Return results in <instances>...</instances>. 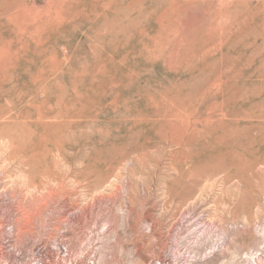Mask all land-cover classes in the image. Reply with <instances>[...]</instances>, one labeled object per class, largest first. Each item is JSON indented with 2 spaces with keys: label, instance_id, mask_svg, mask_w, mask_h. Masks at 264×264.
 I'll list each match as a JSON object with an SVG mask.
<instances>
[{
  "label": "rangeland",
  "instance_id": "rangeland-1",
  "mask_svg": "<svg viewBox=\"0 0 264 264\" xmlns=\"http://www.w3.org/2000/svg\"><path fill=\"white\" fill-rule=\"evenodd\" d=\"M0 9V264H264V0Z\"/></svg>",
  "mask_w": 264,
  "mask_h": 264
},
{
  "label": "bare ground",
  "instance_id": "bare-ground-1",
  "mask_svg": "<svg viewBox=\"0 0 264 264\" xmlns=\"http://www.w3.org/2000/svg\"><path fill=\"white\" fill-rule=\"evenodd\" d=\"M6 2H7V1H6ZM244 2H245V1H244ZM249 2H250V1H249ZM5 6H6V5H5ZM5 6H4V7H5ZM7 6H8V5H7ZM7 6H6V7H7ZM6 7H5V8H6ZM0 10H1V9H0ZM2 10H3V8H2ZM2 10H1V11H2ZM1 11H0V12H1ZM244 13H245V11H244ZM240 18H241V17H240ZM238 20H239V19H238ZM243 24H244V23H243ZM243 28H244V27H243ZM263 30H264V29H263ZM241 33H242V32H241ZM245 34H246V33H245ZM262 34H264V33H262ZM262 34H261V36H262ZM236 36H237V35H236ZM246 39H247V38H246ZM241 40H242V39H241ZM244 41H245V40H244ZM240 44H242V42H240ZM37 57H40V56H37ZM35 60H38V59H35ZM25 73H26V72H25ZM23 74H24V73H23ZM25 93H26V92H25ZM40 114H41V113H40ZM43 114H44V113H43ZM48 114H49V113H48ZM49 115H50V114H49ZM64 115H65V114H64ZM71 115H72V114H71ZM76 115H77V114H76ZM78 115H79V113H78ZM37 116H38V118H39V115H38V114H37ZM43 117H44V116H43ZM67 117H68V116H67ZM44 118H45V117H44ZM44 118H43V119H44ZM47 118H48V117H47ZM34 119H36V118H34ZM43 119H42V120H43ZM70 119L72 120L73 118H70ZM36 120H37V119H36ZM48 121H49V120H48ZM61 121H62V120H61ZM36 122H37V121H36ZM32 124H33V123H32ZM38 126H39V125H38ZM45 135H46V137H47V134H46V133H45ZM42 137H43V136H42ZM48 137H49V136H48ZM51 138H52V137H51ZM51 138H50V139H51ZM42 139H44V138H42ZM45 139L48 140L47 138H45ZM36 140H39V139H36ZM42 144H43V142H42ZM41 146H42V145H41ZM36 147H37V146H36ZM43 147H44V146H43ZM28 148H29V147H28ZM29 149H30V148H29ZM36 149H37V148H36ZM36 152H37V151H36ZM48 152H49V151H48ZM23 153H24V152H23ZM30 156H31V155H30ZM33 156H34V155H33ZM31 157H32V156H31ZM32 158H33V157H32ZM23 162H24V161H23ZM109 179H110V178H109ZM35 187H37V186L35 185ZM53 195H54V194H53ZM78 222H79V221H78ZM81 224H82V223H81ZM0 253H2V252H0ZM53 254H54V253H53ZM4 255H5V254H4ZM2 256H3V255H2ZM6 256H7V255H6ZM1 258H3V257H1ZM80 258H81V257H80ZM57 259H58V258H57ZM55 260H56V259H55ZM3 261H4V260H3ZM9 261H10V260H9ZM10 262H11V261H10ZM54 262L56 263V261H54ZM68 262H69V261H68ZM7 263H8V262H7ZM59 263H60V262H59Z\"/></svg>",
  "mask_w": 264,
  "mask_h": 264
}]
</instances>
